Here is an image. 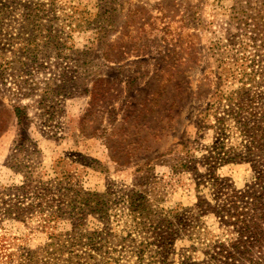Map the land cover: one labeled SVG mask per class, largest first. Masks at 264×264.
I'll list each match as a JSON object with an SVG mask.
<instances>
[{
  "label": "rangeland",
  "instance_id": "obj_1",
  "mask_svg": "<svg viewBox=\"0 0 264 264\" xmlns=\"http://www.w3.org/2000/svg\"><path fill=\"white\" fill-rule=\"evenodd\" d=\"M53 1L57 10L48 15L29 18L20 11L23 3ZM262 3L0 0L6 12L0 18V34H16L30 24L29 29L42 36L56 32L64 44L39 47L46 69L29 77L38 87L26 89L32 94L14 93L10 71L0 79V197L21 195L5 191L23 184L25 164L32 165L33 180L49 182L68 174L99 194L142 190L151 205L145 223L137 227L122 204L109 211L105 237L111 256L133 264L136 253L143 251L144 263L155 259V264H209V253L237 234L219 216L195 207L201 202L203 209L219 204L203 161L215 139V109H207L218 87L226 93L233 86L231 81L217 84L225 76L222 68L232 64L227 40H245L243 35L250 31L247 23L239 25L235 18L256 17ZM51 74L58 75L53 84L70 94L41 105L40 94ZM16 105L26 109L27 134L18 125ZM232 130L226 145L237 148L240 138ZM21 135L28 140L16 164L11 156L17 153ZM185 160L189 168L180 166ZM216 175L227 188L244 191L254 172L250 163L241 162L219 167ZM28 199L27 203L38 202L30 195ZM44 215L36 211L13 220L0 214V242L36 249L49 243L50 233L70 229L67 221L43 227ZM166 215L172 225L162 221ZM86 223L91 231L105 230L106 222L96 217ZM165 231H174L171 240L159 243L158 234L164 236ZM242 256L230 262L264 264V242Z\"/></svg>",
  "mask_w": 264,
  "mask_h": 264
},
{
  "label": "trees",
  "instance_id": "obj_2",
  "mask_svg": "<svg viewBox=\"0 0 264 264\" xmlns=\"http://www.w3.org/2000/svg\"><path fill=\"white\" fill-rule=\"evenodd\" d=\"M19 6L23 16L29 18L48 15L57 10L54 1L49 4L28 2ZM261 8L255 10L256 17L251 15L243 18L239 15L235 18L239 25L247 23L250 31L243 35L245 40H239L238 36L227 40L231 47L228 58L232 64L222 68L225 76L221 77L217 84L221 86L225 81H231L233 86L226 93L218 87L212 96L213 104L209 105L211 109H207V112L215 109V139L203 161L208 167L207 176L218 194L219 204L203 209L204 203L201 202L195 207L203 214L211 212L219 216L224 221L223 224L226 223L232 229L236 228L237 234L235 239L221 244L209 253V264H234L230 260H238L237 258H241L249 248L264 242V3ZM4 11L5 8L0 7V18L5 16ZM251 18L254 22L250 24L248 20ZM30 27V24H24L16 34H0V79L3 80L10 71L9 75L14 81L12 90L16 95L22 93L27 96L33 93H25L26 89L28 92L38 90L37 83L30 82L29 77L33 76L34 72L46 69L45 63L38 56L41 44L56 48L64 45L61 36L56 32L53 35L48 31L42 36L40 32L30 30ZM7 52H12V55L7 56ZM57 76L51 74L47 79L46 87L40 94L41 105L52 98L54 100L56 96L67 97L70 94L64 86L53 84ZM14 114L22 128L21 131L27 134L29 127L26 109L16 105ZM233 128L239 135L240 145L237 148H228L227 133ZM27 140L26 136H20L17 153L11 156V162H17L16 157ZM241 162L251 164L253 180L244 191L229 189L221 182L216 171L223 165ZM190 164V161L185 160L180 166L189 168ZM31 166L25 164L22 167L26 174L21 186L5 191H15L21 195H14L12 198L8 194L6 200L3 196L0 197V214L4 218L24 220L37 211L45 213L47 223L45 222L43 227L50 228V222L53 221H67L70 229L50 233L49 243L36 249L11 247V244L0 242V264H124L120 258L111 256L107 249L105 231H110L109 211L122 204L138 227L151 217V205L145 191H121L118 196L116 192L99 194L84 189L68 174L42 182L33 180ZM29 195L38 202L27 203ZM92 216L106 222L105 230L88 229L86 221ZM161 217L165 224L172 225L169 216ZM159 229L155 231L159 232ZM165 232L164 236L167 237L162 233L158 234L159 243L171 240L169 236L174 231ZM244 238L247 242L243 241ZM247 243L251 246H247ZM142 252L136 253L138 259L133 264H155V259L144 263Z\"/></svg>",
  "mask_w": 264,
  "mask_h": 264
}]
</instances>
